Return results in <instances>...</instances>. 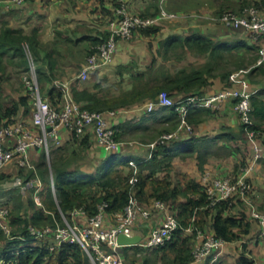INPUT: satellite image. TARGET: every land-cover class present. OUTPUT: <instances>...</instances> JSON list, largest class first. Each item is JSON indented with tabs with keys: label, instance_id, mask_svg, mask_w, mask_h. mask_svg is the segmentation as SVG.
I'll return each mask as SVG.
<instances>
[{
	"label": "trees",
	"instance_id": "16d2710c",
	"mask_svg": "<svg viewBox=\"0 0 264 264\" xmlns=\"http://www.w3.org/2000/svg\"><path fill=\"white\" fill-rule=\"evenodd\" d=\"M250 4L264 6V0L243 2L241 8ZM157 29L158 27L153 25L137 31L148 35L156 32ZM107 36L108 33L102 34L100 38H92L88 53L93 52L94 45L102 42ZM36 43L37 40L33 33L26 35L20 29L1 23L0 126L14 124L17 121L16 118L20 109H22L23 114L21 118L29 117L31 111L28 90L21 79L18 90L14 91L13 98L8 97L10 95H6L3 91V85L8 83L6 82L8 75L4 72L5 67L1 57L7 54L11 63L18 66L21 71L26 70L28 63L24 45L26 44L28 49L33 52ZM176 47L205 55L208 59L207 64L191 68L181 67L174 72L159 66L151 74L149 72H145L148 73L146 75L145 73L132 74L134 84L131 89L120 91L112 96L99 95L98 92L83 85L80 79L76 77L68 85L70 94L82 107L94 111L128 109L136 106V104L157 100L162 90H165L175 100L185 98L191 94L201 96L205 94L206 88L212 84L211 78L215 75L214 72L220 70L219 60L224 56V52L241 48H244L247 52H256L257 49L256 44H248L243 40L222 42L213 40L201 33H191L189 35L170 34L159 41L157 54L164 59H168L170 54L176 53ZM240 66L237 65L236 67L239 68ZM49 68L52 69L50 62ZM230 71L226 69L218 73L221 78L226 79L228 82ZM255 71L263 76L264 64L251 67L248 77L253 75ZM36 73L40 86L51 81L52 77L46 74L42 67H36ZM251 79L254 80L252 77ZM228 85L229 82L226 86ZM45 96L52 105L58 106L62 92L52 85L47 89ZM231 100L232 103L235 102V99ZM250 107V114L253 119L252 128L259 132L264 131V88H258L251 95ZM160 108H166L173 115H177L171 106H160ZM152 111L153 109L148 112ZM216 112L219 111L196 105L189 109L187 115L189 121L196 125L205 116L213 115ZM193 114H198V119L193 120ZM127 124L126 118L111 124L117 129V137L126 133L129 129ZM170 129L165 127L159 133L168 132ZM242 137L247 139L245 129L239 121V126L235 132L229 127L227 131L212 136L190 134L184 138L164 140L155 144L149 158L133 157L137 162V181L133 186V190L138 200L146 207H149L155 199L166 202L169 210L178 218L180 225L174 231L170 241L163 246L143 247V249L153 248L151 251L156 256L155 258L160 257V259H165L170 264H188L192 261L191 244L195 234L194 231H186L190 223L201 230H211L215 236L228 242L251 233V224L255 225L254 234H258L257 224L250 217L248 207L236 195L228 200H221L213 206H208L203 185L190 176L188 172H175L172 170L174 168V157L185 158L195 154L197 168L201 172L206 157L214 154L211 148L216 141L227 142V145L224 144L222 148H224L223 154L229 155L235 151L230 142ZM72 140L80 148L87 149V151L90 150L92 145L89 142L90 137L87 132L80 139L72 137ZM67 146H69L67 143L65 145L60 144L54 146L51 150L50 167L55 199L50 189L46 158L40 148L34 147L30 150L35 171L32 169H19V174L33 177L36 173L40 177L42 182L39 192L41 205L34 202L31 192L22 195L15 189L9 191L8 196L0 203V206L8 208L7 223L11 226L13 235V238L9 239L0 230V264H89L87 256L76 243L66 242L60 245L54 244L53 247H50V240L44 238L39 242V245H35L36 241L30 238L28 233V226L43 227L52 224L54 218H59L58 209L68 217L72 209L82 208L87 216H91L97 211L98 205L103 202L107 204L105 215L108 218L113 212L122 209L127 202L130 191L128 180L132 174L128 161L132 159V156L121 152H107L105 156L94 159L95 164H93L94 168L92 170H84L79 164L75 163L73 165L71 163V157L76 153V149L72 148L68 152L65 148ZM36 152H39V154H37V159H34L33 156ZM247 162L246 159L244 162L241 160L236 163V171L232 176H238L240 173L239 166ZM173 175L176 179H173ZM7 176V174L0 171V181ZM252 190L253 187L247 194L249 197L252 196ZM192 218H194L193 221ZM141 248L137 245L123 246L124 264H151L154 258L150 256L145 255L140 262H137L133 257L134 255L128 254V251L135 253ZM168 255H171V258ZM212 257L213 255L206 257L201 264H208ZM211 264H220L219 258H215ZM236 264H254V260L242 253L236 258Z\"/></svg>",
	"mask_w": 264,
	"mask_h": 264
},
{
	"label": "built area",
	"instance_id": "2783aa9c",
	"mask_svg": "<svg viewBox=\"0 0 264 264\" xmlns=\"http://www.w3.org/2000/svg\"><path fill=\"white\" fill-rule=\"evenodd\" d=\"M25 1L4 0L3 2L6 7L10 8L20 6ZM164 1L160 0L155 15L141 16L129 13L124 2L118 0V6L115 9L117 18L109 22L107 38L94 45L93 52L87 54L77 74L80 81L86 80L91 73L112 60L118 40L128 39L135 31L156 25L163 19L175 18L177 14L168 12L162 6ZM205 17L226 27L242 29L250 43L257 45L256 60L252 66L264 64V12L259 5L252 4L239 11L225 10ZM24 49L28 65L26 70L21 72L20 78L28 90L32 126L30 127L23 120L0 126V168L12 162L19 169L35 171V165L30 157L31 148H40L48 162L52 148L60 145V128H65L72 137L78 139L85 132L90 131L93 134L94 143L105 153L120 152L125 145L132 143L130 140L116 136L117 129L109 122V116H113L116 113L115 110L104 112L82 107L72 98L67 82L54 81L53 85L62 92V96L58 106L52 105L40 91L36 64L26 44ZM250 69L251 67L238 68L230 72L228 75L229 85L215 93H205L201 96L191 94L175 100L165 90H162L157 100L147 101L144 107L147 111L156 106L173 107L179 119L176 132H180L181 130H191V125L187 121V114L191 107L198 105L217 110L227 99H235L233 109L245 129L247 140L251 145L252 162L255 163L263 157V147L258 142L259 131L252 128L250 97L257 89L252 88L249 83L248 72ZM173 136L174 133L162 134L160 139ZM154 144L155 142L150 143V147L152 148ZM150 156L151 150L145 158ZM251 165H243L238 176L214 177L205 171L200 178V183L204 187L208 206H213L221 200H228L233 195L240 198L248 207L250 217L257 224L258 236L264 238V211L259 210L247 195L252 187L247 176L251 170ZM128 166L132 169V174L128 180L130 184L129 196L122 209L112 213L110 221L105 215L107 204L104 202L98 205L97 211L91 216H87L82 208H74L67 217L58 209L59 218H54L52 224L43 227L28 226L30 238L38 242L36 245H39V242L46 238L51 242L50 247L66 242L76 243L87 256L89 264H124L122 247L128 245L118 244L117 235L119 233L127 236L136 234L135 226L138 220L147 219L154 211L160 210L163 212L160 224L150 228L146 236L140 235L141 239L136 245L151 248L163 246L170 241L174 231L180 227L178 218L169 210L167 203L162 200H153L149 207L141 204L133 190L137 181V162L129 160ZM48 174L50 189L55 199L53 176L51 171ZM13 184L20 194H26L32 190L35 202L41 205L36 194L41 186V180L37 174H34L33 177H27L24 174L16 175ZM8 213L7 207L0 206V230L7 238L11 239L13 235L12 228L7 223ZM78 215L85 217V220L83 222L75 220L74 218ZM186 230L194 231L199 240L191 249L193 263L199 264L210 255H213L214 260L221 254L225 243L222 238L214 234L204 233L192 223L188 225Z\"/></svg>",
	"mask_w": 264,
	"mask_h": 264
},
{
	"label": "crops",
	"instance_id": "0c3cea01",
	"mask_svg": "<svg viewBox=\"0 0 264 264\" xmlns=\"http://www.w3.org/2000/svg\"><path fill=\"white\" fill-rule=\"evenodd\" d=\"M3 1L4 0H0V26L1 23H6L11 27L20 29L26 35H31L33 33L36 37L37 43L33 52L37 62H34L38 64L37 67H42L46 74L52 77L49 83H41L42 87L45 89L52 87L56 80L67 82L69 85L77 77L79 68L88 54V49L91 48V39L94 37L100 38L102 34H107L109 32V22L117 18L115 9L118 6V0H26L21 6H12L10 8L6 7ZM122 1L129 13L141 16L155 15L160 2V0ZM249 1L252 0H165L162 6L168 12L177 14L175 18L161 20L156 24L158 29L154 33L144 35L139 31H135L130 38L118 40L116 51L112 58L114 63L104 67L102 70H96L91 73L86 80L81 82L90 90L96 91L99 95L103 96H112L120 91L131 89L134 84L132 74L145 72L151 74L159 66L168 69V61L159 56L157 51L159 49V41L170 34L189 35L191 33H201L213 40L222 42L243 40L245 43L250 44L249 38L242 29L226 27L221 23L211 21L205 17L207 15L218 14L225 10L239 11L242 9V3ZM259 6L264 12V6ZM241 50L245 49L241 48ZM1 59L5 67L4 72L8 75L7 66L8 64H12L11 60L7 54H4ZM49 62L51 63L52 69L49 68ZM252 65H241L239 68L253 67ZM221 71H223V68L214 72L215 75L211 78L212 84L206 88L205 93H215L226 87L228 83L227 80L221 78L218 73ZM146 74L148 73H145V75ZM263 76L256 71L253 75H249L248 80L250 85L257 90L258 88H264ZM251 77L254 80H252ZM9 78L10 76L8 75L6 82H11ZM11 97L13 98V95H11ZM231 101V99H227L223 102L221 107L217 109L219 112L205 116L202 121L198 122L199 124L196 125L189 121L187 115V121L191 125L190 131L181 130L180 132H176L179 124L178 116L173 115V113L169 112L166 108H160V106H156L152 112H148L144 107L146 102L136 104V106H132L128 109H110L115 110L116 113L113 116H109V122L113 124L125 118L127 119V126L129 129L125 134L119 137L124 140H130L132 143L125 145L120 152L132 156L131 160L135 161L133 157H139L138 155L142 152L146 153L143 156L146 157L148 152L150 150L152 151L156 143L164 140L169 141L173 138H184L190 134L197 136H212L227 131L229 127L235 132L239 126V121ZM21 115H23L22 109L18 111L16 119L23 120L31 127V111L29 117L26 116L25 118H21ZM192 118L193 120L198 119V114H193ZM149 125L155 126L152 127L153 130L150 129L149 132H146ZM165 127L171 129L168 132L159 133L160 130ZM139 128L142 129V131H140ZM87 133L90 137L89 142L92 144L89 150L91 157L95 159L105 156L106 153L94 143L93 134L90 131H87ZM169 133H174V136L160 139L162 134ZM59 137L61 145L73 143L75 146H78L73 142L72 136L65 128H60ZM154 142L155 144L151 148L150 143ZM258 142L263 147V157L253 163L251 145L246 138H236L234 142H230L235 148V151L229 154V156L224 154L215 156V148H217L218 151L220 149L224 150L222 147H224V144L227 145V142L225 143L220 140L216 141L211 148L214 154L206 157V162L203 165L202 171H208L210 175H225L227 173L226 170L229 169L225 161H238V159H240L239 148H241L240 144H242V162L246 159L248 161L243 165L252 164L251 170L247 175L253 187L252 196L250 198L259 210L264 211V131L259 132ZM70 146L72 147V145ZM246 149L249 150L251 155H245ZM31 153L32 152H30V157ZM37 154H39V152L35 153L33 156L34 159H37ZM213 155L215 157H212ZM224 156H228L229 160H223L226 158ZM213 158L215 160H212ZM179 160L182 166L185 165V167L181 169L182 172H188L190 176L200 182L203 173L202 171L199 172L197 168L195 154L185 158L174 157L173 164L177 163ZM184 162L188 163V168ZM93 164H95V162ZM0 171L8 175L5 179L0 181L1 203L8 196L9 191L15 189L19 192L17 187L13 184L15 176L19 175V168L14 163L10 162L2 166ZM49 171L52 173L50 166H48V173ZM41 186L36 193L40 202L39 192ZM30 192L33 197L34 193L32 190L26 192V194ZM162 217L163 212L157 210L154 211L149 218L138 220L135 226L136 234L142 237L146 236L150 228L160 224ZM74 219L78 222H83L85 217L78 215ZM107 219L110 221V217ZM251 225V233L242 235L239 239L234 241H225L221 254L217 256L220 264H225L228 259L232 258L231 256L234 257L232 260L234 264H236V258L242 253L253 258L254 264H264V238L259 237L258 234H254L255 225ZM186 231L189 232V230ZM203 231L207 234H213V232L208 229ZM198 241V238L194 234L191 247L198 243ZM36 243L38 242H35V245ZM137 246L142 247L140 245ZM213 261V258H211L208 264H211ZM188 264L196 263L190 261Z\"/></svg>",
	"mask_w": 264,
	"mask_h": 264
},
{
	"label": "rangeland",
	"instance_id": "374dc122",
	"mask_svg": "<svg viewBox=\"0 0 264 264\" xmlns=\"http://www.w3.org/2000/svg\"><path fill=\"white\" fill-rule=\"evenodd\" d=\"M252 5V4H250ZM25 50V49H24ZM32 52V51H30ZM26 54V51H25ZM224 56L219 60V65H220V70L223 68V70L228 69V70H237L238 68L236 67L237 65H244V66H250L255 62L256 59V53L253 51H245V50H238V49H234L230 52L226 51L223 53ZM31 55H33L34 61H36V58L34 56V52L31 53ZM165 60V59H164ZM166 61H168V69L170 72H174V70H177L181 67H186V68H191V67H199V66H204L205 64H207V57L205 55H199L195 52H191L188 50H182L181 47H176V53L175 54H170L169 58L166 59ZM114 63V60L112 59L110 62H107L105 64H103L99 70H102L104 67L111 65ZM167 63V62H165ZM38 64H36L37 67ZM241 67V66H240ZM171 69V70H170ZM156 70V69H155ZM154 70V71H155ZM230 71V72H231ZM10 72V73H9ZM21 70L18 66H16L15 64H8L7 66V73L10 76V81L6 84L3 85V91L5 92L6 95H15L16 90H18L19 84H20V76H21ZM8 90V92H7ZM40 91L43 95H45V93L47 92V89L43 88L42 85L40 86ZM151 126V127H150ZM155 125H149L147 127V131L149 132L150 129H152V127ZM140 129V128H139ZM140 131H142V129H140ZM126 137V136H125ZM138 140V139H136ZM72 145V147L70 146ZM241 148H239V156L240 159H238V161H225L227 163V165L229 166V169L226 170L227 173L225 175H234V172L236 171L234 169V165L237 162H240L242 160V144H240ZM67 148V151L69 152L72 148L75 150L76 149V153L74 155H72L71 157V163H73V165H75V163L79 164V166L85 170H90L92 168H94L93 163H94V158L91 157L90 151H87V149H82L78 146H75L73 143L69 144V146L65 147ZM215 156H219L218 154H223L224 150H217V148H215ZM146 153L142 152L140 155H138L139 157H143ZM245 155H251L249 150L246 149L245 150ZM214 155L212 157H215ZM229 156V155H228ZM228 156H224L226 158H224L223 160H229ZM52 157V152H50L49 154V160L47 162V166H50V160ZM212 160H215L214 158ZM180 160L177 163H174L173 165V171L177 172V171H182L181 169L184 166H182L180 164ZM187 165L188 168V163L184 162ZM242 165L239 166V168L241 169ZM173 173V172H171ZM203 173V172H202ZM214 177H220V176H224L221 174H216V175H212ZM173 179L175 178V175H173ZM257 203V202H256ZM258 204V203H257ZM148 248V247H145ZM152 249H143V247L141 249H139L137 252L133 253L131 251H128V254L130 255H134L133 257L136 259L137 262L141 261V258H143V256L147 255L150 256L151 258H154L151 262V264H170L168 262L165 261V259H160V257L155 258L156 256L154 255V253H152ZM169 258H171V255H168ZM229 257V256H228ZM232 258H234L233 256H231ZM230 258V257H229ZM228 259L227 262L225 264H234L233 260Z\"/></svg>",
	"mask_w": 264,
	"mask_h": 264
},
{
	"label": "water",
	"instance_id": "95a60500",
	"mask_svg": "<svg viewBox=\"0 0 264 264\" xmlns=\"http://www.w3.org/2000/svg\"><path fill=\"white\" fill-rule=\"evenodd\" d=\"M141 239L139 234H133L131 236H127L123 233H119L117 235V243L120 245H136Z\"/></svg>",
	"mask_w": 264,
	"mask_h": 264
}]
</instances>
